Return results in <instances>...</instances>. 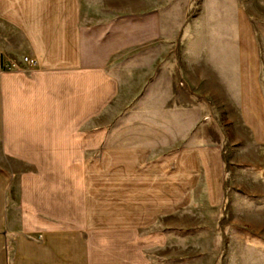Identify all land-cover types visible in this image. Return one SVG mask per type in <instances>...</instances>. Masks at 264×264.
I'll return each mask as SVG.
<instances>
[{
    "label": "crops",
    "instance_id": "crops-1",
    "mask_svg": "<svg viewBox=\"0 0 264 264\" xmlns=\"http://www.w3.org/2000/svg\"><path fill=\"white\" fill-rule=\"evenodd\" d=\"M89 1L0 0V264H164L154 259L163 252L146 248L170 243L172 250L176 225L190 224L191 172H177L182 178L151 172L147 202L142 179L133 180L128 199L96 202L94 172H13L15 162L74 159L45 154L53 146L71 154L84 136L93 139L95 113L120 87L108 68L112 58L120 63L133 46L136 70L154 64L153 44L167 32L159 11L136 7L129 28L126 18L113 19L103 5L88 8ZM222 1L203 11L220 33L223 15L231 17L235 111L260 142L264 0H229L225 13ZM174 31L172 25L171 36ZM209 174L204 205L214 207L222 199V174L215 172L214 184Z\"/></svg>",
    "mask_w": 264,
    "mask_h": 264
},
{
    "label": "rangeland",
    "instance_id": "rangeland-1",
    "mask_svg": "<svg viewBox=\"0 0 264 264\" xmlns=\"http://www.w3.org/2000/svg\"><path fill=\"white\" fill-rule=\"evenodd\" d=\"M211 2H87L88 8L103 5L113 19L126 18L129 28L136 7L159 11L167 32L153 44L154 64L136 70L133 46L122 52L120 63L112 58L108 68L120 87L95 113L93 139L84 136L71 154H60L56 146L45 154L74 159L15 162L13 172H94L96 202L128 199L135 179H142L147 202L153 199L151 172H176L178 178L182 173L177 172H191L193 204L185 211L190 224L176 225L172 250L169 243L146 252H163L154 259L164 264H264L263 130H257L261 135L256 141L235 111L231 17L223 15L224 32H218L214 17L203 11ZM221 3L225 13L229 0ZM142 78L146 81L140 83ZM215 172L222 174V199L210 207L204 205V175L210 173L213 181Z\"/></svg>",
    "mask_w": 264,
    "mask_h": 264
},
{
    "label": "built area",
    "instance_id": "built-area-1",
    "mask_svg": "<svg viewBox=\"0 0 264 264\" xmlns=\"http://www.w3.org/2000/svg\"><path fill=\"white\" fill-rule=\"evenodd\" d=\"M24 60L27 61L28 64L34 65L35 61L32 58L24 57Z\"/></svg>",
    "mask_w": 264,
    "mask_h": 264
}]
</instances>
